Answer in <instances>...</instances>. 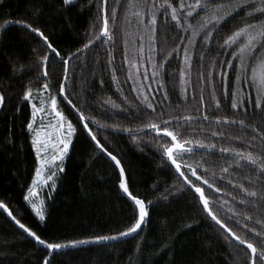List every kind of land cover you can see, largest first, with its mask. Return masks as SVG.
Here are the masks:
<instances>
[{"label":"trees","instance_id":"16d2710c","mask_svg":"<svg viewBox=\"0 0 264 264\" xmlns=\"http://www.w3.org/2000/svg\"><path fill=\"white\" fill-rule=\"evenodd\" d=\"M109 2L111 5L113 0ZM96 18L97 7L90 0H73L69 5H64L62 0H0V22L4 19L32 22L62 52L75 51L81 47L92 25L96 23ZM239 23L240 16L230 18L225 31ZM177 35L170 24H161L158 47L171 50L178 42ZM110 47L97 42L79 61L74 59L66 90L71 93L73 103L90 119L89 126L97 138L120 159L130 190L146 201H151L150 214L137 233L115 240L62 249L51 255L50 264H243L244 257L236 242L226 241L223 230L211 220L196 194L184 184L174 167L163 157L151 130L135 131L149 118H156L161 110L165 119L177 114L199 116L194 111L199 106L198 100L189 98L182 103L180 60L173 59L166 65L164 89L168 94L167 101H164L161 92H157L153 98L157 112L151 114V110L144 108L141 99L133 91V81L127 79L122 33L117 32L115 47H111L114 56L112 65L107 63V50ZM210 47L211 51L204 52L206 59L198 63L200 52L197 45L192 61V83L188 85L189 97L193 91L198 97L203 88L209 120L194 119L190 124L181 121L175 127L189 139L216 144L214 149L193 145L196 149L193 158L207 161V167L215 173L212 179L222 191L215 193L205 186V192L215 201L213 208L220 217L234 230H238L229 219L232 214L228 212L227 206L219 207V203L222 198L230 202L236 211L252 212L255 219V208L240 204L245 194L235 185L251 187L247 177L257 173L243 161L239 162L242 166L238 167L230 153H221L219 149L231 147L247 151L249 146L245 141L251 132L238 125L218 124L213 117L227 115L236 119L243 118L246 123L251 122L264 129V114L252 104L247 105V115L232 110L229 97L223 94L218 74L215 75V94L221 100V106L216 108L210 98V86L197 82L198 73L207 71L209 60L223 61L229 57L226 52L217 56L221 50L215 44ZM33 49L41 54L47 50L35 34L18 24L9 25L0 35V92L5 96V104L0 108V200L8 204L9 209L23 223L50 241L114 235L134 221V205L118 186L119 170L115 162L96 147L82 130L75 112L59 94V109L76 125L77 133L64 160L63 171L56 174L55 189L43 188L46 220L40 222L23 199L39 165L31 143L32 133L26 127L31 118V103L38 102L39 97L34 96L32 101L23 99V93L28 87L35 92L43 83ZM112 68L116 69L118 82L112 79ZM49 72L55 93L62 75V65L55 58H52ZM228 88L229 91L233 88L232 72L228 75ZM109 100L120 107H113L108 103ZM112 124H118L120 130L106 126ZM126 128H132L133 133L123 130ZM213 132H224L225 135L213 136ZM133 135L137 139L134 140ZM237 136L240 139H236ZM188 162L193 161L188 159ZM229 165L232 166L229 173L222 174L220 168ZM198 173L208 176L203 168L198 169ZM188 175L193 182H197L190 173ZM260 187L257 184V188ZM48 255L43 245L23 233L7 213L0 209V264H43L44 257Z\"/></svg>","mask_w":264,"mask_h":264},{"label":"snow or ice","instance_id":"6c2138e0","mask_svg":"<svg viewBox=\"0 0 264 264\" xmlns=\"http://www.w3.org/2000/svg\"><path fill=\"white\" fill-rule=\"evenodd\" d=\"M62 2L64 5H69L72 0H62ZM90 3L97 7L96 23L92 25L86 42L75 51L62 52L40 27L34 26L32 22L25 19H4L0 22V35L9 25L18 24L35 34L47 49L43 54L33 49L42 72V86L35 92L28 87L23 93L25 101H32L34 96L40 97L39 106L37 103H31V118L26 125L32 133L31 143L39 159V166L35 169V177L23 199L28 202L35 217L40 222H44L46 204L38 189L41 187L55 189L56 174L58 171H63L64 160L72 146L73 137L77 133L76 125L58 107L57 94H59L75 112L82 130L91 138L96 147L115 162L119 170L118 186L134 205L135 219L126 229L114 235L50 241L42 238L37 231L17 218V215L13 214L3 200H0V209L7 213L15 225L23 230V233L48 250L49 255L44 257L43 264H50L51 255L62 249L90 242L115 240L135 234L142 229L150 214L151 201H146L130 190L120 159L97 138L96 133L89 126L90 119L84 115L76 103H73L70 98L71 93L66 90L71 78V62L74 59L79 61L97 42L115 47L117 32H120L123 43V63L127 65V79L133 81V91L141 99L146 110H151V114H156L157 108L153 98L157 92H161L164 101H167L168 94L164 89V76L166 65H169L173 59H179L182 65L179 69L182 103L188 101L189 98L199 102V106L194 109L199 116L177 114L176 116L169 115L165 119L163 110H161L156 118H149L135 131L151 130L163 157L170 166L174 167L184 184L196 194L203 210L225 233L226 241L236 242L237 248L244 257L243 264H264V179H262L264 178V129L254 123H246L243 118L236 119L227 115L213 117L218 124L238 125L251 132L245 141L249 146L247 151H238L231 147L219 149L221 153H230L238 167L242 166L239 162L243 161L252 168L254 173H257L255 176L247 177L251 187H246L244 184L235 185L245 194L244 198L239 201L240 204L255 208L257 213L255 219L252 212L236 211L230 202L223 201L222 198L220 200L219 207L227 206L228 212L232 214L229 219L238 228L234 230V227L229 226L213 208L215 201L205 192V186L214 190L215 193L222 191L212 179L215 173L207 167V161L193 158L196 150L193 145L199 148L214 149L216 144H206L200 139H189L178 132L175 127L181 121L190 124L194 119L209 120L203 88L200 89L198 97L194 91L189 97L188 91V85L192 83V61L197 45L200 52L197 58L198 63L206 59L204 52L205 50L211 51L210 46L213 44L221 50L217 56L224 55L226 52L229 57L223 61L209 60L207 71L198 73L197 82L210 86V98L216 108L219 109L221 106V100L215 94V75L218 74L221 77L223 94L229 97L232 110L241 111L247 115L249 111L247 105L252 104L256 110L264 114V0H113L111 5L109 0H90ZM237 16H240L239 25L225 31L229 19H235ZM161 24L166 26L170 24L177 31L178 42L171 50L163 46L158 47V30ZM111 47L107 50L108 65H112L114 60ZM52 58L62 65V75L56 85L55 93L50 83L49 72ZM115 72L116 69L112 68V79L118 82ZM229 72L233 73L231 91L228 88ZM144 81H149V83L145 84ZM100 83L103 84V81L101 80ZM153 84L156 85L155 88ZM108 103H111L113 107H120L111 100ZM4 104L5 96L0 92V108ZM187 110V104H185V111ZM38 114L39 123L37 122ZM47 116H51L52 120L44 124L43 120ZM106 126L120 130L118 124ZM123 130L130 134L134 131L132 128ZM212 135L224 137L225 134L224 132H213ZM132 138L135 140L137 136L133 135ZM235 138L240 139L238 136ZM188 159H192L193 162L189 163ZM231 167V165L222 166L220 172L228 174ZM201 168L208 173V176L198 173V169ZM188 173L195 177L197 182H193ZM50 181L51 184H49ZM257 184L261 187L257 188ZM228 194L231 195V193Z\"/></svg>","mask_w":264,"mask_h":264},{"label":"rangeland","instance_id":"374dc122","mask_svg":"<svg viewBox=\"0 0 264 264\" xmlns=\"http://www.w3.org/2000/svg\"><path fill=\"white\" fill-rule=\"evenodd\" d=\"M73 1V0H72ZM38 96H35V98H37ZM39 99H40V97L38 98V102H35V101H33L34 103H37V105L39 106ZM45 99H46V97H45ZM59 107V106H58ZM50 120H52V117L51 116H47L44 120H43V123L44 124H47ZM37 122L39 123L40 122V119H39V114H38V118H37ZM54 122V121H53ZM70 151V150H69ZM38 161H39V159H38ZM58 163V162H57ZM39 166V165H38ZM35 177V176H34ZM43 188L44 187H41L40 189H38V191H39V194H40V196L42 197V198H44V196H43Z\"/></svg>","mask_w":264,"mask_h":264}]
</instances>
